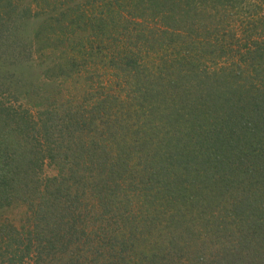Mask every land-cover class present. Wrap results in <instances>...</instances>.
Listing matches in <instances>:
<instances>
[{
    "label": "trees",
    "instance_id": "16d2710c",
    "mask_svg": "<svg viewBox=\"0 0 264 264\" xmlns=\"http://www.w3.org/2000/svg\"><path fill=\"white\" fill-rule=\"evenodd\" d=\"M38 1L21 13L27 0H0V51L12 23L37 17L33 4L47 7L54 14L30 38L34 53L78 32L87 36L72 42L69 54L55 48L59 60L46 76L71 78L102 64L105 75L117 74L133 91L122 99L106 94L90 111L86 103L33 111L13 83H0V211L17 204L27 210L19 228L0 225V264H26L29 257L34 264H123L131 249L127 225L134 213L145 226L150 216V207L142 212L123 199L132 175H140L136 189L159 188L182 200L184 211L169 209L184 219L173 233L196 235L199 250L187 244L190 252H169L150 238L146 252L149 237L135 226L130 241L140 263H132L187 264L196 255L203 264H264V0H99L80 9L71 0ZM212 147L218 158L205 154ZM226 152L234 154L231 164ZM139 160L151 163L139 172ZM46 163L56 175L43 177ZM176 167H191L199 179L187 185ZM206 191L227 192L234 206L236 236L217 251L208 240L219 243L210 226L221 223L206 208Z\"/></svg>",
    "mask_w": 264,
    "mask_h": 264
},
{
    "label": "rangeland",
    "instance_id": "374dc122",
    "mask_svg": "<svg viewBox=\"0 0 264 264\" xmlns=\"http://www.w3.org/2000/svg\"><path fill=\"white\" fill-rule=\"evenodd\" d=\"M28 1L30 0H27V2H25L20 7V10H22L21 13L26 11V3L28 4ZM99 2V0H71L69 3L71 5L80 4L79 6H77V8L80 9L81 4L86 5V7L89 8L91 7V5H96ZM38 3L44 5L40 0L38 1ZM33 11H35L33 12V15H35L36 12H38L39 15L33 18H27L26 16H24V18H21L20 21H17V23L15 22L11 24L14 28L11 37L7 40L8 42L6 44L1 45L0 51V83L7 85L8 88L10 86V83L14 84L12 89L14 91H18L17 96H19V101L22 105L27 108L30 107L31 109H33V111H35V106H38L41 109H43V107H47L48 105L55 108L56 106L59 107L61 104L78 107L81 103H86L84 105V111H90L95 106L94 101L98 98H104L106 94H111L121 99L126 97V95H128L129 93L131 94L133 90L129 83L127 84L126 82H124V80L118 79L117 74L115 73H109L105 75V69L102 67V64H98L99 68H97V70L96 68H93V71H89L90 73L87 72L86 74L83 73L81 75H73L74 77L71 78H64L62 76L50 78L49 76H46L45 72L47 66L51 64V61L59 60V50L62 51V49H64L69 54L66 48L70 47V44L72 42L75 44L82 43L81 41L83 39L81 38H85V36H87V33L78 32V34H73L70 36L71 40L68 39L66 43L62 42V40L58 41L57 43L49 42L48 45L44 46L45 51L43 49V54L34 53V50L32 49V47H30L29 44L30 38L32 37L34 31H36L40 23L44 21L48 17V15L50 16L54 13L52 11H49V8L47 7L38 10V6L36 8L35 4H33ZM4 36H7V33H5ZM48 46L49 48H47ZM121 46L122 47L120 49H125V46ZM58 47L59 50H55V48ZM54 50L55 52H52ZM29 52L33 53L29 54ZM90 68L91 67H88V69ZM33 87L37 88L36 94H34L35 92L32 91ZM9 92L10 91L6 90L5 95H8ZM29 92H31L30 95L28 94ZM100 92L105 93L104 96H101L100 94L102 93ZM48 96H51V98H47ZM92 135L97 138L95 134ZM191 146L193 147L192 149L194 151L199 149L195 143H191ZM162 148L164 149L165 145H162ZM213 149L214 148L212 147L208 150L209 152L205 153L206 155L210 156V159L218 158V155H216L217 151L212 152ZM225 154L227 159L225 160V164H231L230 161L236 160L232 157L234 156V154L230 155L228 152H226ZM194 159L201 158L197 157ZM238 159L240 158L238 157ZM150 163L151 161L149 162V160H139V162L137 163L138 167L136 168L138 169L137 171L141 170L142 168L144 169L146 165H149ZM197 164L201 166L200 162H198ZM209 167L212 176L213 171L219 169L216 163ZM176 169L180 171L182 168L176 167ZM188 170H190V173H188L184 169L181 170L182 181L187 185L192 181L194 182L199 179L196 175H194L193 169L191 167H188ZM231 171L232 170L229 167H225L224 169V173L229 174ZM249 172L251 173V171ZM56 173L57 169L54 166L48 165L46 163L44 167L43 177H51L56 175ZM139 177L140 175L137 177L132 175L131 182H128V184H124L123 199H125L126 205H131V202H133L134 205H137V208L142 207V212L145 211L143 207H150L149 210L145 212V214L150 213V216L146 220L148 221V226H145L143 215H140V213H134L135 218L132 219L131 223L127 225L128 228L125 233V235H127L129 239V242H126V244L131 249L127 254H125L122 263L134 264L132 263L133 261H135V263H140L139 249L136 251L138 246L135 245L134 248L130 241L131 234L133 233L132 230L135 229V226H141L142 229L144 228L143 230L149 237V241L145 245V248H147L145 249L146 252L150 251L151 249V247L147 246L148 243H150V245H152L153 243V240L150 238L157 239L161 242L163 241L165 243L164 248L166 247L169 252L173 251L174 247H184V252H190L187 244L190 245L191 252H199V250L197 249L198 244L193 243L196 235L189 236V234H187L188 232L186 231L174 234L172 230L175 229V227H177L180 223L177 221V219H184L180 216L176 217L171 215V210L169 209L173 208L179 211H184L185 208L183 206L182 200H178L177 204L174 201L173 196L168 197V194L165 193V190H159V188L158 190L156 189L151 191H143L141 190V187H138L136 189L134 186L135 184L133 183L135 180L137 182L139 180ZM213 192L214 194L216 193L215 191ZM213 192L210 193V191H206L204 195L209 196V198L212 197V200H206V208H208V211L210 213H213L215 220L221 223V225L217 226L220 229L210 226L211 228H214V232L218 233L219 238H215V241H218L219 243L214 244L210 240H208V244L213 246L215 248V251H217L221 247L225 248L223 245H225L226 241L231 238V235L234 234L236 236V231L234 230V224L230 225V222L233 223L234 221V216L231 215L233 213L234 206L232 204V201H230V195L226 192V196V194L222 192L223 195L227 197V199H225L222 195H220V197H217V195L213 196ZM26 219L27 210L22 204H17L12 208L0 211V225L12 223L19 228L22 224L27 223ZM112 224V228L116 229V225L113 221ZM197 227L198 229H201L204 227V225L200 224L197 225ZM167 229L169 230L166 231ZM159 232L161 233L159 234ZM198 233H200V231L195 229V234L198 235ZM170 237L171 240H169ZM233 237L232 239L234 240L235 238ZM142 254L143 256H146V254H144L143 252ZM27 259L28 260L26 261V264H34L33 260L30 257ZM186 263L203 264L204 262L198 256L193 255V259L191 260L190 258H187Z\"/></svg>",
    "mask_w": 264,
    "mask_h": 264
}]
</instances>
